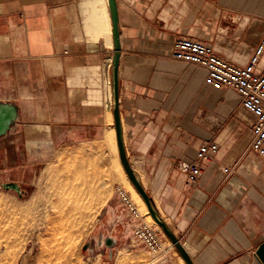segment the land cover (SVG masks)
I'll return each instance as SVG.
<instances>
[{
    "label": "crops",
    "instance_id": "1",
    "mask_svg": "<svg viewBox=\"0 0 264 264\" xmlns=\"http://www.w3.org/2000/svg\"><path fill=\"white\" fill-rule=\"evenodd\" d=\"M117 4L119 109L130 164L195 264H254L264 242V158L250 149L253 115L236 89L209 83L206 69L171 52L177 38L194 39L246 65L264 33V0ZM113 56L104 0H0V102L19 107L17 129L31 127L50 143L101 142L110 129L116 139ZM205 142L218 151L189 184L180 164L196 161ZM116 211L104 212L108 230L123 219ZM174 250L167 260L176 259Z\"/></svg>",
    "mask_w": 264,
    "mask_h": 264
},
{
    "label": "rangeland",
    "instance_id": "2",
    "mask_svg": "<svg viewBox=\"0 0 264 264\" xmlns=\"http://www.w3.org/2000/svg\"><path fill=\"white\" fill-rule=\"evenodd\" d=\"M30 128L20 125L17 129L16 125L9 133V140L0 138V264H184L176 248L173 254L177 260H167L164 252L153 254L134 237L132 230L124 228V219L116 223L117 231L105 228L110 219L104 216L107 209L114 208L116 215L124 216L116 193L120 186L131 193L145 214L146 222L156 228L169 245L171 242L162 228L147 219L149 211L133 194L120 171L113 146L93 158L91 162L98 168L92 164L84 167L86 171L77 166L88 160L87 157L67 154L66 159L60 160V154L80 152L82 145L94 147L99 140L50 143V137L35 136ZM53 163L59 165L55 168L59 180L50 177L49 166ZM100 169L103 170L100 172ZM86 174L90 175L88 181L98 186V199L81 191V177L87 178ZM8 182L20 185L22 194L4 189L2 184ZM61 183L67 185L66 189H60ZM111 224L113 220L109 226ZM101 234L116 239L121 235L120 241L109 248L100 243ZM91 245H95L92 251L89 250Z\"/></svg>",
    "mask_w": 264,
    "mask_h": 264
},
{
    "label": "built area",
    "instance_id": "3",
    "mask_svg": "<svg viewBox=\"0 0 264 264\" xmlns=\"http://www.w3.org/2000/svg\"><path fill=\"white\" fill-rule=\"evenodd\" d=\"M171 57L206 69L209 83L219 87H231L240 93L244 109L254 119L250 149L264 158V33L249 62L244 66L220 57L213 46L188 38H177L174 41ZM217 151L216 142H205L198 151L196 161L180 164L189 184L196 183L201 178L203 164L211 161L212 154ZM233 169L226 167L224 170L230 173ZM116 193L123 208L122 217L131 225L132 233L139 242L153 254L165 253L173 248L164 246L161 234L146 222L145 214L128 190L118 186Z\"/></svg>",
    "mask_w": 264,
    "mask_h": 264
},
{
    "label": "water",
    "instance_id": "4",
    "mask_svg": "<svg viewBox=\"0 0 264 264\" xmlns=\"http://www.w3.org/2000/svg\"><path fill=\"white\" fill-rule=\"evenodd\" d=\"M111 19H112V32L114 38V56L112 61V96H113V113L115 119L116 128V139L119 151V157L121 163L130 179V181L135 186L136 190L141 194L144 199L148 210L152 217L157 221L160 227L163 229L164 233L172 241L175 248L180 253L181 257L184 259L186 264H195L186 251L178 237L175 235L172 228L166 223V221L160 216L155 207L152 204L150 196L146 192V189L142 185L137 172L133 169L130 161L128 159L126 149L124 146V140L122 136V126L120 118L119 109V65L121 57V39H120V29H119V11L117 0H108ZM19 120V107L11 102H0V138L6 137L14 127H16ZM2 187L6 190H14L18 194H22V189L20 185L15 182L3 183ZM101 242L109 248H112L118 243V240L113 236H103L101 234ZM101 243V244H102ZM89 244L84 247L87 250ZM254 264H264V242L258 246L254 254Z\"/></svg>",
    "mask_w": 264,
    "mask_h": 264
},
{
    "label": "bare ground",
    "instance_id": "5",
    "mask_svg": "<svg viewBox=\"0 0 264 264\" xmlns=\"http://www.w3.org/2000/svg\"><path fill=\"white\" fill-rule=\"evenodd\" d=\"M106 2H107V4H106ZM106 2H105V0H104V6H105V8L107 9V5H108V0H106ZM108 12V11H107ZM108 99H109V101H110V86H108ZM109 105H110V103H109ZM111 106V105H110ZM110 111V110H109ZM109 114H110V112H109ZM109 116V115H108ZM109 118H110V116H109ZM113 119V118H112ZM9 135V134H8ZM87 146H89V145H87ZM112 146L114 147V149L112 148ZM81 147V146H80ZM108 147H110V148H112L113 150H115V154L117 155V161H118V165H119V169H120V171L125 175V177H126V179H127V182H128V184H129V186H130V188H131V190H132V192H133V194L138 198V200L142 203V205L145 207V210H147V211H149L148 210V207H147V205H146V203H145V201H144V199L142 198V196H141V194L136 190V188H135V186L133 185V183L130 181V179H129V177H128V175H127V173H126V171H125V169H124V167H123V165H122V163H121V160H120V157H119V151H118V146H117V143H116V139H115V130L114 129H110V130H108V132H107V135H106V137L97 145V146H94V147H92V146H90V148L89 147H83V145H82V150L79 152V150L77 151V153H75V154H78V156H81L82 158H88V160H83V161H81L80 162V164L77 166V167H83L82 168V170H86V168H84L85 166L87 167V166H89V165H91V166H93L92 164H94L96 167L98 166L96 163H94V162H91V161H93L94 159L93 158H95L96 157V155H100V154H103V152L105 151V149H107ZM79 149V148H78ZM63 151V150H62ZM67 151H65V152H63L62 154H60V156L62 157L60 160H62V159H66L64 156H66L67 154ZM106 153V152H105ZM113 154V153H112ZM92 156V160H90L89 161V158ZM101 156V155H100ZM104 156V155H103ZM64 157V158H63ZM99 158V157H98ZM59 159V158H58ZM97 159V158H96ZM95 159V160H96ZM101 159V158H100ZM63 161H65V160H63ZM99 160H97L96 162H98ZM101 162L103 161V160H100ZM65 163V162H64ZM58 164H50V166H49V174H50V177L51 178H55V179H60V177H59V172L55 169L56 168V166H57ZM59 166V165H58ZM103 166V165H102ZM90 167V166H89ZM96 167H94L93 168V170H95L96 169V171H97V168ZM53 168H54V170H53ZM59 168V167H58ZM88 168V167H87ZM68 169V167L65 169V170H67ZM89 170V169H88ZM91 170V169H90ZM103 169H100L99 171L101 172ZM53 171V172H52ZM87 171V170H86ZM92 171V170H91ZM56 172V173H55ZM58 172V173H57ZM90 172V171H89ZM98 172V171H97ZM92 173H95V172H92ZM57 174V175H56ZM82 174V173H81ZM98 174V173H97ZM82 175H84V172H83V174ZM81 175V176H82ZM89 175V174H88ZM86 176H87V174H86ZM90 176V175H89ZM89 176H87V178L85 177V176H82L81 177V179H82V192L84 193V194H86V195H88V197H93L94 199L96 198V199H98V186L96 185H94V184H91L89 181H88V177ZM94 177H96V175H93ZM92 176V177H93ZM93 177V178H94ZM91 179V178H90ZM89 179V180H90ZM59 186H60V189H66V187H67V185L66 184H59ZM103 191V190H102ZM101 191V192H102ZM105 191V190H104ZM100 192V191H99ZM108 192V191H107ZM103 193V192H102ZM105 193H106V191H105ZM104 193V194H105ZM110 193V192H109ZM99 194H101V193H99ZM111 194V193H110ZM102 197H103V195H101ZM107 196V195H106ZM110 197V196H109ZM108 197V198H109ZM104 198H106L105 196H104ZM107 200V199H106ZM33 201L35 202V200L33 199ZM106 202V201H105ZM148 218L147 219H149L150 220V223H153L154 225H157L159 228H161L160 227V225L157 223V221L152 217V215L150 214V212H149V215L147 216ZM170 241V240H169ZM100 243H102V242H100ZM170 245L171 246H173V247H175L174 246V244L172 243V241L170 242ZM169 245V246H170ZM94 248H95V245H91L90 246V248H89V250L90 251H92V250H94ZM181 259H182V262L184 263V264H186V262L184 261V259L181 257ZM155 261V260H154Z\"/></svg>",
    "mask_w": 264,
    "mask_h": 264
}]
</instances>
